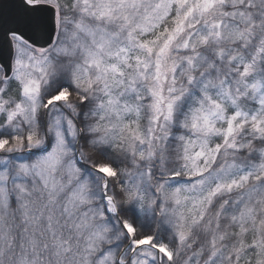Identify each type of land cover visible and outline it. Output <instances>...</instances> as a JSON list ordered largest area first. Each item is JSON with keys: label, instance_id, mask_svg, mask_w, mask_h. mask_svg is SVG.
Masks as SVG:
<instances>
[{"label": "snow or ice", "instance_id": "snow-or-ice-1", "mask_svg": "<svg viewBox=\"0 0 264 264\" xmlns=\"http://www.w3.org/2000/svg\"><path fill=\"white\" fill-rule=\"evenodd\" d=\"M0 264H264V0H0Z\"/></svg>", "mask_w": 264, "mask_h": 264}]
</instances>
